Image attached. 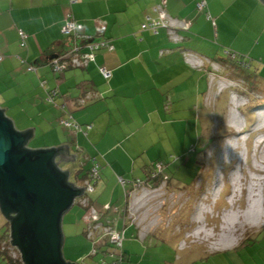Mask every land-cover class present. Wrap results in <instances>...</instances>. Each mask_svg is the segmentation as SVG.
I'll use <instances>...</instances> for the list:
<instances>
[{
    "label": "rangeland",
    "instance_id": "1",
    "mask_svg": "<svg viewBox=\"0 0 264 264\" xmlns=\"http://www.w3.org/2000/svg\"><path fill=\"white\" fill-rule=\"evenodd\" d=\"M218 5L215 0L207 10L221 28L217 35L207 26L179 31L178 43L166 39L161 49L179 58L180 85L164 94L161 105L149 101L143 108L140 131L118 147V158L125 153L128 159H121L122 166L115 160L91 165L99 171L91 201L104 220L118 217L104 214L105 203L124 209L127 239L137 240L140 232L146 240L143 264H264V217L245 221L253 190L264 208V174L256 171L264 168V40L250 54L238 10L233 7L222 22ZM228 52L236 54L240 72L227 64ZM185 53L203 60L201 70L189 64L184 70ZM250 75V81L244 78ZM235 216L240 221L229 227L227 219ZM86 257L77 264L99 260Z\"/></svg>",
    "mask_w": 264,
    "mask_h": 264
},
{
    "label": "crops",
    "instance_id": "2",
    "mask_svg": "<svg viewBox=\"0 0 264 264\" xmlns=\"http://www.w3.org/2000/svg\"><path fill=\"white\" fill-rule=\"evenodd\" d=\"M201 1L207 4L204 10L197 6ZM161 2L80 0L71 4L70 0H0V108H7L5 114L13 120L18 131L34 129L28 148L30 143H36L35 149L67 146L75 160L63 161L58 155L56 162L62 171L69 172V181L76 186L83 184L85 175L92 170L93 160H115L122 166L121 159L128 157L123 153L125 158H118V147L128 141L131 132L137 135L140 131L138 124L144 114L143 108L149 101L154 102L153 106L161 105L166 98L164 94L169 95L180 85L179 58L166 56L168 54L161 49L169 38L166 29H143L149 19L159 20L155 7ZM212 2L215 0H165V5L170 16L188 25L187 34L208 26L217 30V35L221 28L211 22V14L207 11ZM217 2L215 13L222 22L233 7L238 10L235 17L245 28L239 36L251 41L252 54L264 40V2L227 0L226 5L221 4V0ZM69 14L84 26V33L111 41L114 50L101 49L96 60L86 68L55 74L49 60L67 53L73 45V41L62 34ZM20 32L26 36L24 44ZM182 63L185 70L187 63ZM30 66L35 68L34 72L28 70ZM101 68L110 71L109 79L103 77ZM42 81L46 82L45 87ZM52 92L57 95L50 100ZM87 93L92 98L85 106L81 105L79 101ZM156 111L154 108L152 113ZM69 117L79 123L83 131L61 124ZM88 125L92 128L86 133ZM86 156L87 163L82 165ZM122 170V176L129 175L130 163ZM102 207L104 214L118 215L115 222H111L125 234L123 261L117 262L119 251L113 247L102 241L95 246L86 238L85 210L80 207L69 210L62 220L64 259L72 264L86 262V256H91V251L97 247L99 253L95 258L99 260L91 264H143L141 258L146 255L143 250L146 240L140 232L137 240L127 239L124 209L121 212L110 203ZM1 230L3 233L6 230L4 223L0 225Z\"/></svg>",
    "mask_w": 264,
    "mask_h": 264
},
{
    "label": "water",
    "instance_id": "3",
    "mask_svg": "<svg viewBox=\"0 0 264 264\" xmlns=\"http://www.w3.org/2000/svg\"><path fill=\"white\" fill-rule=\"evenodd\" d=\"M6 110L0 108V209L11 223L13 244L25 264H72L63 257L62 220L83 189L69 185V172L56 157H75L67 146L26 147L24 133L33 138L34 129L18 131Z\"/></svg>",
    "mask_w": 264,
    "mask_h": 264
},
{
    "label": "built area",
    "instance_id": "4",
    "mask_svg": "<svg viewBox=\"0 0 264 264\" xmlns=\"http://www.w3.org/2000/svg\"><path fill=\"white\" fill-rule=\"evenodd\" d=\"M161 1L162 2L155 7V11L159 15V20L152 21L149 19V22L143 25V29L147 28L156 30L158 27L164 28L168 33L169 39L172 42L178 43L181 40L178 35L179 31L187 30L188 25L184 21L175 19L170 16L166 9L165 0ZM79 2L80 0H70L71 4H76ZM197 6L200 10H204L207 8V4L205 1H201ZM62 34L65 37L70 38L73 41V45L67 53L56 55V57L49 60V66L55 74H63L71 69L86 68L90 63L96 60V55L101 49L106 48L111 51L114 50V45L111 41L100 39V37L98 36L92 37L84 33V26L79 24L71 14H69L65 20V24L62 28ZM20 36L22 39V43L24 44V39L26 36L23 34V32H20ZM162 53L164 52L162 51L161 54ZM195 57L197 56H192V53L184 54L186 63L194 69H197L191 64V60H193V58ZM201 68L202 67L198 69L201 70ZM28 70L34 72L35 68L30 66ZM101 74L105 79H109L111 77L110 71H108L106 68H101ZM41 85L45 87L46 82L42 81ZM56 95V92L50 93L49 99L53 100L54 96ZM91 98V94L87 93L80 99L79 102L81 105L85 106ZM61 124L76 131H83V127L72 117L63 119L61 121ZM91 128L92 126L90 125L86 126V133ZM98 180V166H94V168L90 171L88 178L84 180L83 184L81 186H77L78 189H83V192L80 197L75 199L74 205L78 204L85 210L83 219L86 223V237L90 242H92L96 246L98 242L107 241L114 248L121 250L125 241L124 232L116 230L111 221L104 220L103 215L97 210L89 197L92 193H94L95 185L97 184ZM123 185H125V182H123ZM2 215L3 214L0 209V220L2 218ZM7 237L8 238H6L1 243V252L6 253L7 256L14 262L25 264L22 258L21 251L13 244V240L11 237V228ZM97 249V247L93 248V250L91 251V256L97 255ZM122 256V253L119 254V257H117V262L122 261Z\"/></svg>",
    "mask_w": 264,
    "mask_h": 264
},
{
    "label": "bare ground",
    "instance_id": "5",
    "mask_svg": "<svg viewBox=\"0 0 264 264\" xmlns=\"http://www.w3.org/2000/svg\"><path fill=\"white\" fill-rule=\"evenodd\" d=\"M191 64L193 66H195L196 68H200V67H203L204 62L200 58L195 57V58H193V60H191ZM260 131H264V129L260 130ZM259 143H261V142H259ZM262 143H264V142H262ZM263 163H262V165H264ZM256 171H258V173L261 174V175L264 174V168L261 169V170L257 169ZM249 195H250L251 203L249 204V206L247 208V211H246L247 213H246V217H245L246 220L245 221L249 220V222L252 223V222H254L253 220L264 217V208H263V204L260 203L258 200H256V197H254V196H256L254 194V190ZM233 218H234V220L232 218L231 219L230 218L229 219L226 218L227 219L226 224H228L229 227H231L232 225H233V227L236 226L237 225L236 221L237 220L240 221V219H241L240 216H235ZM201 231H198V235L201 234Z\"/></svg>",
    "mask_w": 264,
    "mask_h": 264
},
{
    "label": "trees",
    "instance_id": "6",
    "mask_svg": "<svg viewBox=\"0 0 264 264\" xmlns=\"http://www.w3.org/2000/svg\"><path fill=\"white\" fill-rule=\"evenodd\" d=\"M263 2H264V0H262ZM228 54V56H229V58H230V61H231V63H227V64H231V65H234L235 66V68L233 69V70H236V71H238V72H240L238 69H239V65H236V64H234L233 63V61H234V59H236L237 58V56H236V54H233L232 52H228L227 53ZM226 64V65H227ZM232 71V70H231ZM244 78H246L247 80H251V75H250V77H244ZM255 114V113H254ZM227 133H228V131H227ZM24 134H26V136H27V142H26V147H27V145H28V143H29V141H30V139L32 138V133L31 132H27V133H24ZM57 163V162H56ZM66 173V172H65ZM89 173H90V171H88V173L85 175V177L84 178H88V176H89ZM67 174V173H66ZM68 175V174H67ZM151 178V177H150ZM160 178H164V176H162V174H160ZM85 179V180H86ZM147 181H149V179H147ZM98 182V181H97ZM134 182V181H133ZM136 180H135V182H134V184H136ZM138 182H141V181H138ZM68 183H69V185H71V186H73L74 188H77V186L76 185H74L73 183H71L70 181H69V178H68ZM91 196V195H90ZM127 196V195H126ZM4 216L2 215V218H3ZM4 219V218H3ZM4 225L6 226V230L4 231V233L2 234V236H0V246H1V243H2V241H4L6 238H8L7 236H8V233H9V231H10V228H11V223H10V221L9 220H7L6 218L4 219ZM112 223V222H111ZM2 224V223H1ZM113 224V223H112ZM113 226H114V224H113ZM1 228H4V227H1ZM114 228L117 230V228H116V226H114ZM87 236V235H86ZM87 238V237H86ZM102 242H104V243H106V246H110V247H113L111 244H109L107 241H102ZM114 248V247H113ZM114 249H116V248H114ZM117 251H119V254H121L122 253V249L121 250H118V249H116ZM99 253V249H97V254ZM119 254L117 255L118 257H119ZM123 254V253H122ZM124 254H123V256H122V258L124 259ZM123 259H122V261H123ZM0 260H2V261H4V263L5 264H22V263H20V262H14L13 260H11L8 256H7V254L6 253H2L1 252V247H0Z\"/></svg>",
    "mask_w": 264,
    "mask_h": 264
}]
</instances>
